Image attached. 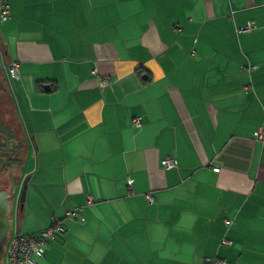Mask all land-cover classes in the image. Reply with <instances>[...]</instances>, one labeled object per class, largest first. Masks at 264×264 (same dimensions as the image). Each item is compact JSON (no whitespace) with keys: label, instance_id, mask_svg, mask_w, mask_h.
Segmentation results:
<instances>
[{"label":"crops","instance_id":"obj_1","mask_svg":"<svg viewBox=\"0 0 264 264\" xmlns=\"http://www.w3.org/2000/svg\"><path fill=\"white\" fill-rule=\"evenodd\" d=\"M7 1L37 263L264 264V0Z\"/></svg>","mask_w":264,"mask_h":264},{"label":"built area","instance_id":"obj_2","mask_svg":"<svg viewBox=\"0 0 264 264\" xmlns=\"http://www.w3.org/2000/svg\"><path fill=\"white\" fill-rule=\"evenodd\" d=\"M10 16L9 4L7 0H0V20L6 21ZM252 24L249 23L247 27L241 30H250ZM18 63L14 62L10 64L7 69V76L10 79L18 78ZM108 78L103 79L101 86L105 87L109 85ZM134 125L139 127L141 119H134ZM257 136L262 138V129H259ZM161 165L165 169H171L177 166V161L172 156H167L161 161ZM213 170L217 171L218 168ZM131 179H128V185H131ZM149 201H152L151 197L148 196ZM64 214L68 217L80 219L81 214L79 209H68L63 208ZM230 220H226L225 223L230 224ZM65 232V227L60 220H54L51 225L45 229H42L38 233L31 235H24L16 231L15 229L9 236L6 244V251L4 256V262L6 264H38L37 260L43 258L44 251L50 241L54 240L60 234ZM225 244H229L228 241L223 240ZM202 264H226L224 261L215 259H205Z\"/></svg>","mask_w":264,"mask_h":264},{"label":"rangeland","instance_id":"obj_3","mask_svg":"<svg viewBox=\"0 0 264 264\" xmlns=\"http://www.w3.org/2000/svg\"><path fill=\"white\" fill-rule=\"evenodd\" d=\"M2 65V63H0ZM4 77V78H3ZM0 78L4 80V85L8 89H1L0 90V112L5 121L8 123H12L16 125L17 130H20V134H24L23 130L20 128V124L18 123L16 116L12 112L10 114L7 109V96L11 95V79L6 74H0ZM1 80V81H3ZM9 101V100H8ZM10 103V102H9ZM8 104V108H9ZM23 141V140H22ZM6 143V145H4ZM16 144V141L14 142ZM12 143H7L5 140L2 139L0 141V192L5 191L11 193L13 190L14 182L16 185H19V188L22 185V182L26 177L22 178L23 173L31 166L32 161L30 160V152H26V148L22 147L20 150L15 151V145ZM17 157L19 160L18 164H9V160ZM10 203L13 207V212L11 214V218H15L14 210H15V199H11ZM16 225V223H15ZM15 229V227H14ZM2 264H6L4 260Z\"/></svg>","mask_w":264,"mask_h":264},{"label":"water","instance_id":"obj_4","mask_svg":"<svg viewBox=\"0 0 264 264\" xmlns=\"http://www.w3.org/2000/svg\"><path fill=\"white\" fill-rule=\"evenodd\" d=\"M0 89H3L2 82H0ZM28 187V177L23 180L21 187L14 182L13 190L11 193L1 191L0 192V264L5 256L6 244L9 236L14 230L15 223L11 214L13 207L10 203L11 199H15V210L22 211L24 207L25 197Z\"/></svg>","mask_w":264,"mask_h":264},{"label":"trees","instance_id":"obj_5","mask_svg":"<svg viewBox=\"0 0 264 264\" xmlns=\"http://www.w3.org/2000/svg\"><path fill=\"white\" fill-rule=\"evenodd\" d=\"M7 99V98H6ZM7 109L10 114H12V109L9 107L8 104L9 101L7 100ZM10 105V104H9ZM5 140L7 143H12L16 141L15 145V151L18 152L22 147L24 146V140L22 139V136L20 135V131L17 130L16 125L12 123H8L4 120L1 112H0V141ZM23 140V141H22ZM6 145V143H4ZM18 164L19 160L15 156L14 158L9 160V164Z\"/></svg>","mask_w":264,"mask_h":264}]
</instances>
